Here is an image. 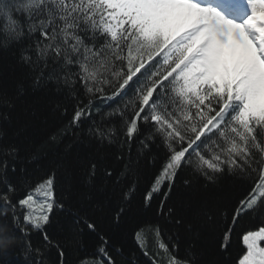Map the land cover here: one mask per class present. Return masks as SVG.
<instances>
[{"label": "snow or ice", "instance_id": "snow-or-ice-1", "mask_svg": "<svg viewBox=\"0 0 264 264\" xmlns=\"http://www.w3.org/2000/svg\"><path fill=\"white\" fill-rule=\"evenodd\" d=\"M10 45L17 48L34 87L53 82L74 102L67 127L88 120L90 134L101 141L111 143L122 132L127 139L120 142L131 144L135 138L149 151L160 141L164 158L146 202L162 185L170 192L183 167L208 181L225 172L251 178L224 241L243 213L264 205V0H0V47ZM22 90L20 84L18 93ZM109 118L118 119L120 126ZM0 154V183L7 188L0 191V246H7L17 239L16 230L42 231L54 205L64 209L65 204L56 200L52 175L35 186L25 179L28 190L14 199L18 190L7 171H16L18 148L6 145ZM91 167L94 175L97 166ZM163 208L161 201V212ZM74 215L79 224L81 218ZM144 231H136L134 238L151 264H198L191 245L182 257L179 236L167 235L165 243L158 226L155 236L166 261L149 256ZM44 238L52 243L47 233ZM99 240L90 264H122L116 259L122 249H110L103 235ZM241 240L233 264H264V221ZM21 245L26 251L30 247L27 236ZM52 247L63 261V249ZM220 247L227 250L228 244ZM127 264L137 261L128 259Z\"/></svg>", "mask_w": 264, "mask_h": 264}, {"label": "trees", "instance_id": "trees-1", "mask_svg": "<svg viewBox=\"0 0 264 264\" xmlns=\"http://www.w3.org/2000/svg\"><path fill=\"white\" fill-rule=\"evenodd\" d=\"M27 73L28 69L18 61L15 46L0 47V148L6 145L18 148L16 171L9 167L7 177L18 190L14 197L18 199L28 190L22 183L25 179L35 186L38 180L52 175L56 200L64 203L65 208L54 206L50 222L42 231L31 227L16 230L17 239L0 246V264H80L81 260L90 264L101 235L108 239L110 249H122L123 255L116 256L122 264H127L128 259H135L137 264H151L134 234L143 228L148 239L153 240L157 226L165 243L167 235L179 236L182 257L191 245L198 264H233L243 247L241 235L255 230L264 221V205L258 203L238 218L229 241L223 240L234 210L251 189V178L225 172L208 181L192 167H183L170 192L162 185L146 202L145 195L164 158L165 149L160 141L151 144L149 151L142 149L135 138L131 144L120 142L122 132L111 143L107 139L101 141L90 134L93 125L88 120H83L80 127H67L74 114V102L53 82L34 87ZM20 84L23 90L18 93ZM9 98L10 104L5 102ZM109 119L111 124L120 126L118 119ZM96 120L99 123V117ZM93 163L97 166L94 175ZM0 191H7L4 183H0ZM168 208L173 209L171 214ZM74 213L81 218L79 224ZM85 220L95 226V231L88 228ZM45 233L51 244L45 240ZM26 236L30 244L27 251L21 245V238ZM221 243L228 244L227 250L221 249ZM52 244L63 249V261ZM159 251L160 256L154 253V258L166 261L163 250ZM130 253L134 256L130 257Z\"/></svg>", "mask_w": 264, "mask_h": 264}, {"label": "rangeland", "instance_id": "rangeland-1", "mask_svg": "<svg viewBox=\"0 0 264 264\" xmlns=\"http://www.w3.org/2000/svg\"><path fill=\"white\" fill-rule=\"evenodd\" d=\"M142 236H143V243L145 245V249L148 251L149 256H153L155 253L157 257H159L161 252L159 251L158 248V241L156 239V236L153 240L148 239L145 232L142 234Z\"/></svg>", "mask_w": 264, "mask_h": 264}]
</instances>
